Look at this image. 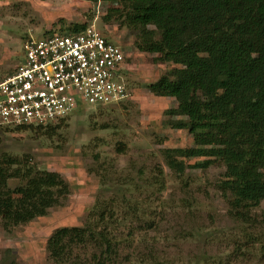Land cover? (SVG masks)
Instances as JSON below:
<instances>
[{
	"label": "rangeland",
	"instance_id": "1",
	"mask_svg": "<svg viewBox=\"0 0 264 264\" xmlns=\"http://www.w3.org/2000/svg\"><path fill=\"white\" fill-rule=\"evenodd\" d=\"M111 7H120V1L0 0V79L23 59L28 37L64 34L72 23L93 24L125 50L129 89L118 103L85 107L50 126H0V151L31 156L69 185L62 203L44 216L9 228L0 219V264H57L48 257V236L59 226L85 223L103 199L114 209L118 236L129 239V231L134 233V247L156 251L155 264H264L261 223L248 226L232 219L218 189L223 163L216 160L182 174L165 164L162 148L189 147L193 139L187 129L168 125L166 110L176 106L175 99L154 95L148 85L180 65L156 62L158 54L138 51L136 30L114 15L104 18ZM15 184L9 181L11 187ZM263 210L261 200L251 214L260 219ZM145 221L153 228L145 229ZM124 256L122 264H140L142 255Z\"/></svg>",
	"mask_w": 264,
	"mask_h": 264
},
{
	"label": "trees",
	"instance_id": "2",
	"mask_svg": "<svg viewBox=\"0 0 264 264\" xmlns=\"http://www.w3.org/2000/svg\"><path fill=\"white\" fill-rule=\"evenodd\" d=\"M119 1L120 7H111L104 18L114 15L136 30L138 51L158 54L156 62L180 65L148 85L154 95L175 99L176 106L166 110L168 125L187 129L193 139L189 147L162 148L165 164L182 174L221 161L225 168L217 186L232 219L248 226L259 222L264 229V210L260 219L251 214L264 200V0ZM85 26L72 23L67 33ZM197 157L206 159L186 162ZM10 180L16 181L13 187ZM67 194L69 185L59 172L40 168L31 156L0 151V219L5 228L44 216ZM122 199L127 202L124 195ZM103 200H97L82 225L51 232L46 240L49 259L57 264H122V255L127 260L128 255H142L140 264L144 259L155 264L156 251L134 247V233L129 231V239L118 236L114 209ZM126 248L130 253H123Z\"/></svg>",
	"mask_w": 264,
	"mask_h": 264
},
{
	"label": "built area",
	"instance_id": "3",
	"mask_svg": "<svg viewBox=\"0 0 264 264\" xmlns=\"http://www.w3.org/2000/svg\"><path fill=\"white\" fill-rule=\"evenodd\" d=\"M22 48L23 59L0 79V126L46 125L129 96L125 50L93 24L30 36Z\"/></svg>",
	"mask_w": 264,
	"mask_h": 264
}]
</instances>
